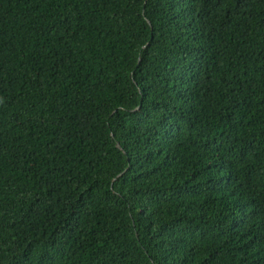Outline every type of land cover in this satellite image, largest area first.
I'll return each mask as SVG.
<instances>
[{"label": "trees", "instance_id": "1", "mask_svg": "<svg viewBox=\"0 0 264 264\" xmlns=\"http://www.w3.org/2000/svg\"><path fill=\"white\" fill-rule=\"evenodd\" d=\"M0 264H264V0H0Z\"/></svg>", "mask_w": 264, "mask_h": 264}]
</instances>
